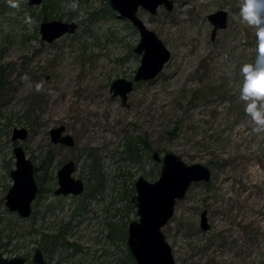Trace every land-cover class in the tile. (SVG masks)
Listing matches in <instances>:
<instances>
[{"label": "rangeland", "instance_id": "obj_1", "mask_svg": "<svg viewBox=\"0 0 264 264\" xmlns=\"http://www.w3.org/2000/svg\"><path fill=\"white\" fill-rule=\"evenodd\" d=\"M173 2L171 11L163 6L155 14L137 11L171 58L155 78L134 82L125 107L112 96L110 83L132 78L140 63L133 50L139 32L109 0H78L75 12L62 8V18L46 20L39 19L41 6L21 4L17 10L0 0V236L16 250L0 248L3 256L27 254L26 264H33L34 249L46 246L43 233L63 230L54 250L45 248L47 264L127 260V226L137 218L130 202L134 181L139 175L155 180L160 163L141 142L139 160L133 161L124 141L145 136L161 156L172 152L211 171L208 182L190 185L162 227L174 264H264V133L253 131L239 98L240 68L255 60V30L242 22L240 0ZM218 9L227 12V26L211 39L206 16ZM53 19L79 20V26L43 42L39 25ZM61 124L74 146L50 141V128ZM20 126L28 135L19 144L35 165L48 152L53 175L65 161L76 162L74 176L88 181L83 194L46 192L51 183L38 171L44 191L31 216L6 209L3 197L14 168L11 130ZM91 163L103 176L94 193L87 179ZM204 209L210 228L202 231ZM31 222L36 232L28 234Z\"/></svg>", "mask_w": 264, "mask_h": 264}, {"label": "water", "instance_id": "obj_2", "mask_svg": "<svg viewBox=\"0 0 264 264\" xmlns=\"http://www.w3.org/2000/svg\"><path fill=\"white\" fill-rule=\"evenodd\" d=\"M42 1L28 0L24 5L37 6L41 5ZM109 5L118 12L120 18H126L139 32V41L133 50L140 54V63L132 78L119 77L110 84L112 96H119L121 104L128 107L127 94L132 90L134 82L155 78L171 58L170 51L161 39L137 16L138 8L155 14L160 6L171 11L174 3L172 0H109ZM206 17L212 24L210 37L213 39L218 30L226 28L228 14L225 10L218 9ZM78 25L79 23L74 21L53 19L42 21L38 31L41 40L50 43L64 34L73 33ZM63 131V125L51 128L49 131L51 142L72 145V137L62 134ZM26 133L25 128H14L12 140L24 139ZM13 156L15 165L10 171L12 184L4 195V206L20 218H28L38 190L33 175V164L25 156L21 146L13 149ZM152 158L161 163L159 176L156 180L149 181L140 175L134 182L135 193L131 196L130 202L135 207L137 218L128 223L126 244L136 264H174L172 248L165 239L162 227L168 223L174 213L176 202L184 197L190 185L208 182L211 171L204 164L187 163L181 156L172 152L160 157L159 153L154 151ZM73 170V161L66 162L58 170V187L54 191L55 195L82 193L83 182L72 177ZM206 214V210H202L199 215V227L202 231L210 228ZM32 261L34 264H45L39 248L34 249ZM0 264H25V257L8 258L0 253Z\"/></svg>", "mask_w": 264, "mask_h": 264}, {"label": "clouds", "instance_id": "obj_3", "mask_svg": "<svg viewBox=\"0 0 264 264\" xmlns=\"http://www.w3.org/2000/svg\"><path fill=\"white\" fill-rule=\"evenodd\" d=\"M9 7L19 10L28 0H6ZM65 11L75 12L79 8L78 0L62 5ZM240 18L242 22L255 30L256 55L254 62L244 63L240 68L242 82L239 98L245 105V113L251 118L253 131L264 133V0H240ZM80 12L79 19H85ZM25 22L31 24L30 16L25 15ZM79 23V20L74 21ZM26 77H23L24 79ZM39 90V86H38Z\"/></svg>", "mask_w": 264, "mask_h": 264}, {"label": "trees", "instance_id": "obj_4", "mask_svg": "<svg viewBox=\"0 0 264 264\" xmlns=\"http://www.w3.org/2000/svg\"><path fill=\"white\" fill-rule=\"evenodd\" d=\"M69 0H43V3L41 5V13L39 14V19L41 18L42 20H46L49 18H62L61 14L59 12H61L62 10V5H64L65 3H68ZM141 142L143 149H145L146 151H150L153 150L147 140V138L145 136L141 137H129L127 139H125L124 141V153L128 155V157L130 159H132L133 161H135L134 159L139 160L140 157V146L139 143ZM97 183H101L103 180V176L101 173H99V178L96 179ZM132 189V188H131ZM44 191V188H40L38 190V194L37 196H42L41 193ZM46 192H49L48 189H45ZM34 227V222H31L29 225V231L28 234H30L32 231L36 232V230L33 228ZM10 233H18L17 230H13L10 229ZM63 233V230H59L56 234H45L43 233V237L46 241V246L44 247V249H50V246L55 245L61 237V234ZM19 234V233H18ZM13 237V236H12ZM3 241V236H0V248L2 250H6L10 253H13L16 250H13L14 248H8L10 247V242L9 241ZM14 246V245H13ZM12 247V246H11ZM136 264L131 255L128 254V259L124 260L123 258H120L116 264Z\"/></svg>", "mask_w": 264, "mask_h": 264}, {"label": "flooded vegetation", "instance_id": "obj_5", "mask_svg": "<svg viewBox=\"0 0 264 264\" xmlns=\"http://www.w3.org/2000/svg\"><path fill=\"white\" fill-rule=\"evenodd\" d=\"M173 1V0H172ZM42 3H43V1H42ZM42 3H41V5H42ZM174 3V2H173ZM41 5H37V6H41ZM31 7H34V6H31ZM139 9V8H138ZM72 21H75V20H72ZM77 21V20H76ZM66 22H71V21H66ZM79 26V25H78ZM78 28V27H77ZM76 28V29H77ZM74 33V32H73ZM70 34H72V33H70ZM65 35V34H64ZM61 37V36H60ZM41 39V38H40ZM58 39V38H57ZM56 40V39H55ZM43 41V40H42ZM44 42V41H43ZM111 84V83H110ZM4 86V84L2 83V82H0V88H2V87ZM2 115V114H1ZM10 120H8V122H9ZM62 125V124H61ZM57 126H59V125H57ZM57 126H54V127H57ZM64 126V125H63ZM14 128H25L26 129V137L24 138V139H16V140H12V133H13V129ZM53 128V127H52ZM51 129V128H50ZM50 131V130H49ZM62 134H68V135H70L69 133H66L65 132V126H64V131H63V133ZM27 135H28V129L26 128V127H24V126H20V127H13L12 128V130H11V137H10V139H11V141H12V143H14V146H13V148H12V153H13V149L15 148V147H17V146H21L22 147V145H20L19 144V142H21V141H23V140H25L26 138H27ZM71 136V135H70ZM49 137H50V135H49ZM72 137V136H71ZM72 139H73V137H72ZM51 141V140H50ZM74 139H73V144L72 145H65V144H63V145H65V146H69V147H72V146H74ZM53 144H55V143H53ZM56 144H58V143H56ZM59 144H62V143H59ZM22 149L24 150V148L22 147ZM155 150H152V154H153V152H154ZM157 152V151H156ZM24 153H25V156L27 157V158H29L27 155H26V152H25V150H24ZM160 155V154H159ZM152 156V155H151ZM163 156V155H162ZM161 155H160V157H162ZM14 157V156H13ZM30 160H31V158H29ZM154 160V159H153ZM50 161H51V155H50V153L48 152V153H46L44 156H42V158H41V160H40V163H39V165H35L34 163H33V161L31 160V162H32V164H33V175H34V178H35V180H36V183H37V185H38V182H37V172L39 171V172H43L44 173V175L47 177V182L48 183H51V185L50 186H47V189L49 190V193H52L54 196H79V195H81V194H83L85 191H86V185H88V181H84L83 179H81V178H77V177H75L74 176V173H75V171H76V162L74 161V160H67V161H65L64 163H62L61 165H60V167L56 170V172H55V175H53V173L52 172H50L49 171V164H50ZM68 161H73L74 162V170H73V173H72V177L74 178V179H80L82 182H83V185H84V188H83V191H82V193L81 194H79V195H72V194H67V195H55L54 194V191L56 190V188L58 187V183H57V173H58V170L62 167V165L63 164H65L66 162H68ZM155 161V160H154ZM155 162H157V161H155ZM157 163H160V162H157ZM14 165H15V158H14ZM160 165H161V163H160ZM12 170V169H11ZM10 170V171H11ZM88 172H89V176H88V180H89V182H90V185H91V188H92V190H91V192L92 193H94V191H97V190H99V187H101L102 186V182L99 184V183H97V178H99V173H100V170H99V168L98 167H96L95 165H94V163H91L90 165H89V167H88ZM159 172H160V169H159ZM9 175H10V172H9ZM140 176V175H139ZM144 177V176H143ZM211 177V176H210ZM11 178V177H10ZM158 178V177H157ZM156 178V179H157ZM155 179V180H156ZM12 180V179H11ZM154 181V180H153ZM135 182V181H134ZM12 184V183H11ZM56 184V185H55ZM55 186V187H54ZM133 187H134V184H133ZM40 188H42V186H39L38 185V190L40 189ZM9 189V188H8ZM134 189V188H133ZM38 190H37V194H38ZM7 192V191H6ZM134 193H135V191H134ZM6 194V193H5ZM37 194H36V198L33 200V202L36 200V199H38V196H37ZM185 196V195H184ZM41 197V196H40ZM4 198V197H3ZM131 198V197H130ZM33 202H32V205H33ZM204 210H206V209H204ZM207 212V211H206ZM32 213V212H31ZM207 215V214H206ZM30 216H31V214H30ZM29 216V217H30ZM136 219V218H135ZM207 220H208V218H207ZM209 223V222H208ZM128 227V226H127ZM126 238H127V235H126ZM58 245V244H57ZM127 245V244H126ZM56 245H52V246H50V251L51 250H54V247H55ZM37 248H39L40 250H41V252H42V257H43V260H44V262H45V264H47V262H46V259H45V255H44V252H47L45 249H43L42 248V245H40V247H37ZM128 248V247H127ZM129 254H130V252H129ZM33 255V254H32ZM131 255V254H130ZM16 256H23V257H25V264L27 263V261H28V256H27V254H26V256L25 255H16ZM13 257V256H12ZM132 257V256H131ZM9 258V257H8ZM127 259H128V256H127ZM133 259V258H132ZM30 261L33 263V261H32V256H31V258H30ZM134 261V260H133ZM34 264V263H33Z\"/></svg>", "mask_w": 264, "mask_h": 264}]
</instances>
